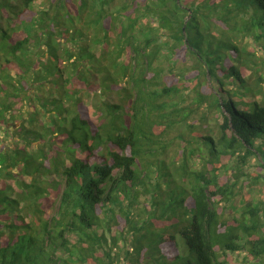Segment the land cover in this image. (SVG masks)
Returning a JSON list of instances; mask_svg holds the SVG:
<instances>
[{"label":"trees","instance_id":"1","mask_svg":"<svg viewBox=\"0 0 264 264\" xmlns=\"http://www.w3.org/2000/svg\"><path fill=\"white\" fill-rule=\"evenodd\" d=\"M38 2L0 0V264H264V199L227 214L264 179V0Z\"/></svg>","mask_w":264,"mask_h":264},{"label":"rangeland","instance_id":"2","mask_svg":"<svg viewBox=\"0 0 264 264\" xmlns=\"http://www.w3.org/2000/svg\"><path fill=\"white\" fill-rule=\"evenodd\" d=\"M47 4L48 0H40V2H38L36 5L39 4ZM221 31H227L226 28H220ZM228 33V32H227ZM235 39L237 41L240 42V45L243 46L244 50L246 52L251 53V56L248 57L249 58V68L247 69L248 74H250L251 78H253L254 80L258 77L259 79H262V82H258L263 88H264V52L261 50L260 48V44L259 46L255 45L253 39H250L249 37L247 38H240V35H236ZM186 63L187 65L191 64L190 60L188 58H185L184 61H182L180 64H184ZM252 69V71L250 70ZM204 112H200V114L205 115V119L203 121V124L206 125L209 129V132H211V134L217 138L218 136V126L222 123V116L221 113H219L218 111L208 108L206 106V104L204 105ZM38 111H41L40 109ZM224 113V112H223ZM225 114V113H224ZM226 115V114H225ZM40 119L43 120L42 114L39 116ZM19 123L16 124L15 126H13V124L9 123L7 125H5L2 129H7V132L9 135H11V131L16 130V128L18 127ZM3 132V131H1ZM4 133L0 134V137L3 135ZM188 133L186 132V135ZM204 136H206L205 133H203ZM174 136V135H173ZM12 138V137H11ZM2 139V137H1ZM3 140V139H2ZM178 141V142H177ZM175 142V146H173L171 148V150L168 153V157L173 160V159H177L176 156V152L178 151V149H182L183 145L186 144V142H181L180 140H177ZM6 145V144H5ZM7 147V146H6ZM178 160V159H177ZM179 161V160H178ZM256 163L257 160L256 158H251L250 162H249V167H247L245 169V173L247 174H251V173H257V168H256ZM194 167H198L197 163L193 164ZM229 168L231 167V164L228 166ZM262 183L258 186L257 190H251L250 192L248 191L247 195H243V193H241V196H239L236 201L234 202L232 208H228V216H239L240 214V208L241 206L245 203V202H257L259 200H263L264 199V179H262ZM54 196V195H53ZM54 198V197H53ZM243 257V254H241L240 256H237L232 264H242L241 263V259ZM239 259V260H237ZM245 263L250 264L247 261H245Z\"/></svg>","mask_w":264,"mask_h":264}]
</instances>
